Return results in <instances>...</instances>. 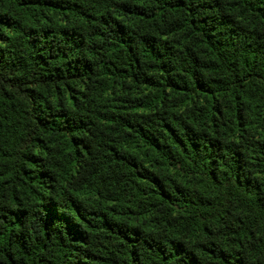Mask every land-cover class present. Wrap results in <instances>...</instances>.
I'll return each mask as SVG.
<instances>
[{
	"label": "trees",
	"instance_id": "1",
	"mask_svg": "<svg viewBox=\"0 0 264 264\" xmlns=\"http://www.w3.org/2000/svg\"><path fill=\"white\" fill-rule=\"evenodd\" d=\"M0 264H264V0H0Z\"/></svg>",
	"mask_w": 264,
	"mask_h": 264
}]
</instances>
